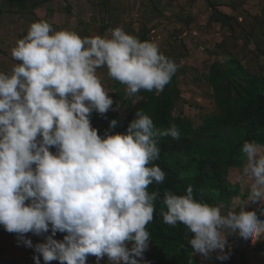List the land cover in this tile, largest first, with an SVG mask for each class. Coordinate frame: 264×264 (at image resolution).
Listing matches in <instances>:
<instances>
[{"label":"clouds","instance_id":"obj_1","mask_svg":"<svg viewBox=\"0 0 264 264\" xmlns=\"http://www.w3.org/2000/svg\"><path fill=\"white\" fill-rule=\"evenodd\" d=\"M110 32V38H81L47 21L32 22L11 49L19 63L0 72V225L34 247L35 264L40 256L45 264H87L89 256L96 264L104 257L108 264H140L137 257L149 246L146 225L160 194L147 188L165 179L159 166L149 165L159 158L160 138L178 139L180 131L175 124L157 128L137 111L124 133L106 130L101 137L90 115L107 113L113 99L97 69L106 66L131 95L162 91L177 65L153 42L119 26ZM116 124L111 120L109 128ZM242 152L252 183L238 211L197 201L191 186L186 195L163 193L164 223L188 228V244L202 264L213 253L216 260L230 258L231 234L250 244L264 240V219L256 215L264 217V144L245 141ZM49 231L35 245L24 237ZM57 232L66 233L63 240L54 238Z\"/></svg>","mask_w":264,"mask_h":264},{"label":"rangeland","instance_id":"obj_2","mask_svg":"<svg viewBox=\"0 0 264 264\" xmlns=\"http://www.w3.org/2000/svg\"><path fill=\"white\" fill-rule=\"evenodd\" d=\"M65 2L66 5L62 7L63 16L47 21L54 30H72L81 38H110V29L119 26L142 42L155 43L161 53L175 62L177 71L170 82L162 91H149L147 100L137 92L129 95L125 84L108 75L106 66L98 68L97 76L113 99L109 111L123 118L131 106L151 102L152 109L158 114L153 119L154 126L167 129L175 124L180 131L178 139L163 137L177 145L176 151H166L168 157L173 154V158L177 159L186 150L180 158L181 164H178L180 183L185 184L186 189L191 186L195 190L206 191L209 179L215 175L214 168H217L223 171L232 188H240V193L227 209L223 206L222 212L229 209L238 211L252 183V179L243 173L247 158L242 152L243 145L239 143L244 138V130L239 126L208 130L207 126L218 110L217 96H223L216 89L222 86V79H225L222 73L232 67L229 63L237 62L246 73L264 78V0H78L72 5L69 1ZM7 54L4 62L0 61V72H10L19 63L12 57L11 51ZM217 77L220 81L216 80ZM163 114L166 118L165 126L158 121ZM213 140L215 142L212 144ZM237 144L240 148L234 157L230 148ZM158 147L160 149V140ZM225 148H228V152ZM50 150L54 152L55 148ZM229 154L233 157L230 164L227 163ZM202 157L203 172L197 174L195 161ZM198 177L202 181H197ZM157 185L155 182L156 189ZM193 196H196L194 192ZM197 201L221 205L205 199ZM254 209L253 204L246 210ZM256 215L264 219L258 210ZM50 234L49 231L37 236L30 232L24 234V237L31 239L35 245L44 242L45 235ZM64 235L66 233L57 232L54 238L63 240ZM191 236L188 230L187 241ZM227 239L226 251L230 247V258L226 261L216 260L213 253V260L203 264H264V249H253L256 243L250 244L238 234H231ZM188 247L194 256L189 244ZM153 248L154 245L149 242L143 257H137L140 264H149ZM34 256H39L34 247L25 246L16 233L0 234V264H35ZM194 258L198 264H202L199 255ZM40 264H45L42 256ZM49 264L60 262L54 260ZM87 264H96V257L89 256ZM99 264H108L107 257L101 259Z\"/></svg>","mask_w":264,"mask_h":264},{"label":"trees","instance_id":"obj_3","mask_svg":"<svg viewBox=\"0 0 264 264\" xmlns=\"http://www.w3.org/2000/svg\"><path fill=\"white\" fill-rule=\"evenodd\" d=\"M230 66L226 71H221L225 79H222V86H218L216 89L223 93V96H217L216 105L217 112L212 115V121L208 124V130H222L229 127H242L244 130V138L239 143L241 146L245 141H256L260 144H264V78L246 73L237 62L229 63ZM220 76V74H219ZM218 76V77H219ZM217 77L216 80L220 81ZM247 78V79H246ZM218 85V84H217ZM167 87L165 88V90ZM143 99L147 100L149 97V91L141 89L138 92ZM137 95V96H138ZM130 102V100H129ZM128 103V102H127ZM130 104V103H129ZM142 111L148 115L152 120L157 117L158 114L152 109L151 102H141L137 105H133L129 108L127 115L123 118L119 117L118 113H112L108 111L105 114H100L93 111L90 115V122L93 127L98 130V134L103 137L105 131L109 133H124L128 124L135 119V112ZM115 119L117 124L114 128H109L110 121ZM160 125L165 126L166 118L165 114L158 118ZM216 140V139H215ZM213 140L212 144L215 142ZM221 140V139H220ZM240 145L232 146L230 148L231 155L235 157L238 154L237 149ZM177 145L166 141L163 137L160 138V150L159 158L149 166L156 165L161 168L165 173V179L163 182L157 185V189L154 186L155 181L150 184L147 191L159 192V196L153 202L154 213L153 220L146 225V230L150 233V241L154 248L152 250V260H149V264H198V260L192 256L188 247L187 241V227L177 222L176 225H169L164 223L162 211H166V205L163 203V193L165 190H171L177 195H186L187 189L185 184L180 183V165L183 155L178 152L177 159L171 156L165 155L168 152L176 151ZM223 149V148H221ZM228 152V148H225ZM229 154L227 163L230 164L233 157ZM204 157L195 161L197 174L203 172ZM221 165V164H217ZM216 165V167H217ZM215 174L209 179V186L206 191H198L193 187L194 199H205L207 202H216L228 208L231 201L240 193V188H232L227 183L223 171L214 168ZM199 177L197 178L198 181ZM199 181H202L199 179ZM182 186L179 188L177 186ZM181 184V185H180ZM212 185V186H211ZM215 192V193H214ZM9 233L0 225V234ZM264 249V240L256 242L253 249ZM246 264V263H241Z\"/></svg>","mask_w":264,"mask_h":264},{"label":"crops","instance_id":"obj_4","mask_svg":"<svg viewBox=\"0 0 264 264\" xmlns=\"http://www.w3.org/2000/svg\"><path fill=\"white\" fill-rule=\"evenodd\" d=\"M65 1L72 5L78 0H0V61L27 34L32 22L61 18Z\"/></svg>","mask_w":264,"mask_h":264}]
</instances>
